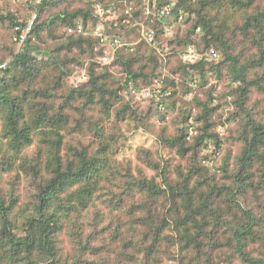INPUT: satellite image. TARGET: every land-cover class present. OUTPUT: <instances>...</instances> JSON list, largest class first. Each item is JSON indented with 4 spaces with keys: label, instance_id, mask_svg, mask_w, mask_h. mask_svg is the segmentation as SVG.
Returning a JSON list of instances; mask_svg holds the SVG:
<instances>
[{
    "label": "trees",
    "instance_id": "trees-1",
    "mask_svg": "<svg viewBox=\"0 0 264 264\" xmlns=\"http://www.w3.org/2000/svg\"><path fill=\"white\" fill-rule=\"evenodd\" d=\"M60 1L34 0L25 22L13 13L6 15L13 40L19 44L32 13L37 12L19 51L11 50L10 60H0V65L7 63L0 67V264H163L165 255L172 258L174 247L179 264H218V258L264 264L249 250L252 243L264 242L260 194L264 190V104L258 110L248 103L253 87L264 92V4H257L260 0H160L159 7L176 1L174 12L184 10V21L173 23L157 16L151 21V15L145 19V8L139 7L144 0H85L84 6L73 10L53 11ZM116 9L115 20H106L109 10ZM45 12L48 15L42 19ZM237 12L242 13L241 25L233 20ZM3 17L0 13V21ZM140 20L155 30L154 42L143 38L134 51L129 45L115 47L116 37L134 40ZM80 21L91 25L90 32L69 33ZM171 24L173 33L166 35ZM97 28L104 32V42L94 34ZM235 28L258 48L256 56L241 61L233 55L227 34ZM43 32L56 40L53 47H43ZM157 42L165 43L159 44L163 48L175 42L184 52L192 47L201 54L196 60H183V52L180 70L186 79H192L191 70L198 74L195 82L205 99L194 96L192 106L182 108L175 134L165 129L159 134L162 145L186 159V171L178 166V178L171 179L166 174L168 162L161 165L149 149L140 148V158L158 170L161 181L146 178L140 168L135 177L130 168L122 167L114 131L106 133L94 122L89 129L99 141L97 148L92 152L87 145L69 144L68 153H63L66 132L72 129L67 109L81 114L78 125L84 109L95 104L111 118L120 91L129 92L140 78L163 113L176 105V99L167 106L160 99L163 94L176 97L178 90L175 79L157 71L165 60L154 45ZM106 46L114 49L113 63L126 76L116 87H109L107 80L110 64L99 70L95 60ZM82 56L90 60L86 79L64 91L75 67L84 66ZM211 73L218 78L226 74L231 81L223 95L233 96L227 120L239 125L233 137L243 143L233 164L230 155H221L224 139L214 117L223 103L222 96L214 93L215 84L205 88ZM143 116L127 102L116 110L114 120L130 117L140 122ZM135 128L140 129V123ZM212 156L221 160L215 164L221 180L209 165ZM24 178L30 183V199L22 204L17 191ZM138 193L141 196L136 198ZM62 232L74 242V254L62 253Z\"/></svg>",
    "mask_w": 264,
    "mask_h": 264
},
{
    "label": "rangeland",
    "instance_id": "rangeland-1",
    "mask_svg": "<svg viewBox=\"0 0 264 264\" xmlns=\"http://www.w3.org/2000/svg\"><path fill=\"white\" fill-rule=\"evenodd\" d=\"M33 2L34 0H0V13L4 16L2 18V21H0V60H10L11 50H15L16 52L19 51V44H17L13 40L14 34L12 23L9 19L6 18V15L9 13H13L20 19L21 22L28 21L29 15L33 9L31 8ZM257 4L263 5L264 0H260V2H258ZM84 5L85 0H61L58 6L52 7V10H73ZM116 8L120 10L119 6H116ZM117 9L116 11L112 10L111 13L118 14ZM47 15L48 12H45L42 19H44V17ZM116 17L117 15L115 14L109 15L106 20L112 21L115 20ZM233 20L236 24L241 25L243 21L242 13H235ZM235 23L234 25H236ZM60 31H63V29H61ZM100 33H102L103 35L104 32L102 31ZM43 35H45L46 37V44L43 47H47V49L53 47L56 40H54L53 37H47L45 32H43ZM227 37H230L231 39V52L233 53V55L238 56L241 61H245L248 58L254 57L258 54V48L255 47L252 42L245 38L244 33H242L239 28H235L234 32H229L227 34ZM159 44L165 45V43L157 42L156 44H154L157 49H159V52L164 54L165 60L163 61L161 66L158 67L157 71H162L165 78L168 77L170 79H175L177 84L176 88L178 90L176 97H174L172 94L170 95V97H166V95L162 93L163 96L160 97V99L165 102L166 106L171 104L174 99H176V105L169 107L167 112L163 113L159 109V107H157L156 99L149 97L150 95H148L147 93L148 88L146 87L145 82L140 78L137 81V85H135L134 83L131 84V89L129 92L124 89L120 91L121 99L115 101L114 107L111 108V118H108L104 114L100 104H95L93 108L84 109V114L82 115L84 119L82 120L80 125H78V118L81 114H79V112L74 108L67 109L71 114L70 126L72 129L67 130L66 132L64 138L63 153H68L69 144H73L75 146H80V144L87 145L89 146L90 151L93 152L97 148L99 142L97 141V138L94 136L93 132L89 129V123L94 122L106 133H108V131H114L116 140L115 146L119 148L117 156L122 162V167L130 168L135 177H139L140 168L142 169V172L146 178H155L157 181H161L158 170L147 165L143 162L144 160L140 158L142 157V153L139 152L140 148L149 149L152 153L153 158L159 161L161 165L165 166V162L167 161L168 168L166 174L171 179L178 178V174L176 172V168H178V166H181L182 169L186 171V167L188 166L186 159L179 156L175 152V150L162 145V143L159 141V134L163 131V129H165L167 134H175L177 131L176 120H180L182 108L191 107L192 98L194 96H198L204 100L205 93L199 86V83L197 84L195 82V80H199L198 74L195 71H192L189 68V70H191L189 73L192 74V79H186L184 77V72L180 70V66L184 64L180 58L185 50L182 45L176 46V43L173 42L168 48H163L162 45ZM108 48V46L104 48L103 55L96 54L95 60L100 63V66L98 67L99 70L105 69L104 66L106 64H110V75L108 76L107 80L110 85L109 87H116L125 80L126 76L122 71L121 66L119 64L113 63V60L115 58L114 49L112 50ZM145 49L146 47L142 49L141 53L146 52ZM82 59L84 60V66H81L82 68L80 66L75 67L73 76L70 77L66 81V84L63 85L62 89L64 91H66L71 86L79 85L82 80L86 79L84 75L87 73V67H89L90 60L89 57L87 58L85 56H82ZM226 67L227 65L224 66V71H226ZM167 84H169L168 87H171L172 90L174 89L172 84ZM212 84L216 85L214 93L215 95L222 96L219 101L223 103V106L219 110L218 114L214 117L215 120L219 123L218 128L224 139V147L221 155H230V164H233L235 162V157L242 151L243 143L239 140L234 139L233 137L234 133H236V130L239 128V125L231 119L227 120V118L229 117V112L233 110V104L230 103L233 99V96L223 95L229 92L231 81L226 76V74H224L222 78H218L215 74L211 73L210 82L205 85V88L210 87V85ZM159 94L161 93L158 92V95ZM127 102L131 105L132 109H135L139 113L146 115L143 116L142 121L137 122L130 117L119 122L114 120L116 110ZM248 103L255 106L256 109L259 110L261 105L264 104V92L258 91L256 87H253ZM75 105H80V102H77ZM197 109L199 110V107L196 106L195 111ZM129 113L131 114L130 110ZM219 114L223 117L221 118ZM163 117H169L170 120L164 121L162 120ZM139 123L141 125V128L136 129L135 127ZM35 145L36 143L33 146L29 147L27 151L31 152V150L34 149ZM220 161V159L214 156H212L209 160V165L216 169V178L219 180L223 179V177L221 171L215 168V164H219ZM213 171V169L210 170V174H212ZM29 188L30 183L27 178H24L21 185L19 186V190L17 191V193L21 195L20 202L22 204L23 202L30 199ZM260 194L261 198H264V190H262ZM140 196L141 193H138L136 195V198H139ZM251 199L253 200L254 198L251 197ZM121 215L125 216L124 213H122ZM123 218L125 219V217ZM140 228L141 226H139V229ZM60 238H62V253L66 255L74 254L75 244L69 237V235H67L65 232H62ZM172 250V258L165 255L162 258L163 264H179V261L175 259V257L179 255L178 249L174 247L172 248ZM249 250L254 255H257L264 259V242L252 243L249 246ZM104 253L105 252H103L102 254ZM217 261L218 264H244L238 259H234L233 261L229 262L224 258H218ZM107 264L110 263L108 262Z\"/></svg>",
    "mask_w": 264,
    "mask_h": 264
},
{
    "label": "built area",
    "instance_id": "built-area-1",
    "mask_svg": "<svg viewBox=\"0 0 264 264\" xmlns=\"http://www.w3.org/2000/svg\"><path fill=\"white\" fill-rule=\"evenodd\" d=\"M42 0H38V2H41ZM159 2L160 0H144L141 4H139V7L145 8V14L144 17H148V16H153L151 17V21H156L155 18L156 16L158 18L161 19V21L165 20H173V23H181L184 21V10L182 8L179 9L178 14H176L174 12V7L177 5L176 1H172L171 3L166 4L163 7H159ZM134 3L132 2V4H130L129 9L133 8ZM99 11L103 12L104 8L103 7H99ZM116 13H111V11L109 10V15H113ZM145 17V19H146ZM37 18V12H33L30 19H29V23L27 28L25 29L23 35L20 38L19 41V45L20 47L23 45V42L25 40L26 35L28 34V32L31 30V27L33 25V23L35 22ZM107 19V17H105ZM168 18V19H166ZM138 23V34L133 36L134 40L133 41H128V40H121L119 37H116L115 39H113V44L115 45V47H123L125 45H129L130 46V50L134 51V46L137 42L141 41L143 38L148 42V43H153L155 40V30L153 28H147V26L144 23V20H140ZM115 25H118V23L116 22ZM91 25H84L83 22H78L77 28H70L69 29V33H83V34H88L91 30ZM100 28H97L94 30V34L96 35H100L101 36V42L105 41V37H103L101 30H99ZM167 33L166 35H172V24L167 26ZM200 31V28L197 29V32ZM199 55H201L200 53H195L194 49L191 47L189 48L188 52H184L182 55V59L183 60H196L197 57H199ZM211 55L213 57H218V53L215 50H211ZM7 63H4L1 66H5ZM87 74V73H86ZM84 75L85 78L87 77V75ZM159 92V91H158ZM158 92L156 91V94L158 95ZM160 97V95H158ZM160 107L164 110L165 109V105L161 104Z\"/></svg>",
    "mask_w": 264,
    "mask_h": 264
}]
</instances>
